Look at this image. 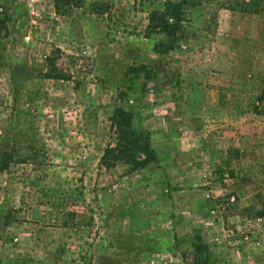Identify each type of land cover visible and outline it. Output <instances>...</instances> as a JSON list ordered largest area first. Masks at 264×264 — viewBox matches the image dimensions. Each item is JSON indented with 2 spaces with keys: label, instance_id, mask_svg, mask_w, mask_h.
Instances as JSON below:
<instances>
[{
  "label": "rangeland",
  "instance_id": "374dc122",
  "mask_svg": "<svg viewBox=\"0 0 264 264\" xmlns=\"http://www.w3.org/2000/svg\"><path fill=\"white\" fill-rule=\"evenodd\" d=\"M71 1L0 0V150L16 155L0 171V264H192L195 229L215 264H242L243 245L264 264V195L240 209L247 166L228 162L264 137V0L200 7L162 55L148 26L165 0ZM116 106L152 132L157 162L100 164Z\"/></svg>",
  "mask_w": 264,
  "mask_h": 264
},
{
  "label": "trees",
  "instance_id": "16d2710c",
  "mask_svg": "<svg viewBox=\"0 0 264 264\" xmlns=\"http://www.w3.org/2000/svg\"><path fill=\"white\" fill-rule=\"evenodd\" d=\"M71 3V0H55V6L59 12ZM206 4L215 3L213 0H165L162 5L150 11L149 33L164 36V39L154 42L155 53L167 54L187 39L189 36L187 22L198 18L202 14L198 9ZM2 6L0 2V8ZM190 16L193 18L190 19ZM8 20L9 15L4 9L0 12V37L2 31L7 29ZM144 67L146 65L132 67L131 70L139 74L140 71H144L142 70ZM110 127L115 134V142L105 147L100 158L102 166L110 168L123 163L128 165L129 170L136 171L158 161L159 154L152 141V132L136 124L135 113L132 110L124 106H116L110 116ZM15 157L13 150H0V171L8 170L15 161ZM260 215H264V210L260 212ZM175 236L178 238L177 235ZM186 240L189 242V249L184 251L183 257L186 252L193 255L192 264L216 263L212 246L204 239L199 229H195L193 235L187 234Z\"/></svg>",
  "mask_w": 264,
  "mask_h": 264
},
{
  "label": "crops",
  "instance_id": "0c3cea01",
  "mask_svg": "<svg viewBox=\"0 0 264 264\" xmlns=\"http://www.w3.org/2000/svg\"><path fill=\"white\" fill-rule=\"evenodd\" d=\"M258 71H261L260 67L258 68ZM262 71H264V64L262 66ZM217 96L218 98H220V94H218ZM213 105L214 109H217L215 108V103H213ZM221 108L229 109L228 114H216V116L220 117L221 121H227L228 124L233 123L236 118L235 110L232 108L230 109L229 107ZM203 114L204 116H206V113ZM246 128H250V125H245L244 129ZM230 148V156L233 159H230L228 162H230L231 164H235V159L240 157L244 164L247 166L244 173L245 182L238 188V193L242 195V207H240V209L245 208L246 210H251L260 205L257 203L260 198V193H263L264 195V137L258 140H252L250 137L243 143L234 144ZM220 151L222 153L221 148H218L216 146L212 147L211 155L213 161L222 158L217 156ZM246 153L247 155L245 156ZM255 187H258V190H254ZM238 251L240 253V258L232 255L233 260H239L242 264H251L254 261H260L262 259V253L258 249H252L251 247L248 248V246L243 245L238 249Z\"/></svg>",
  "mask_w": 264,
  "mask_h": 264
}]
</instances>
